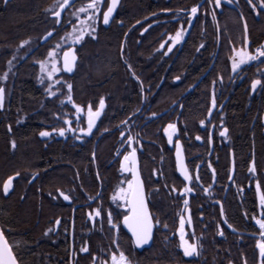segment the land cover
<instances>
[{
  "label": "flooded vegetation",
  "instance_id": "1",
  "mask_svg": "<svg viewBox=\"0 0 264 264\" xmlns=\"http://www.w3.org/2000/svg\"><path fill=\"white\" fill-rule=\"evenodd\" d=\"M24 1L25 5L31 6V2L34 0ZM134 1L119 0L117 9L113 14L114 19L108 25L97 21V33L94 34L96 39L86 36L82 46H73L71 44L65 46H71L77 50V61L71 74L64 73L61 64L59 78L55 76L53 82L55 83L56 80L62 81L65 78L73 85L74 102L84 109L82 116L85 118V122L81 126H86L88 105H93V110H95L101 97L104 98L105 103L101 116L97 118V126L93 129L94 134L84 137L82 140H77L72 133L61 137L52 132L53 128H59L64 125V109L71 113L70 119L73 127H76L77 116L71 105L63 106L60 103L63 97L60 95L62 92L61 86L59 91L55 87L53 88V91L57 93L55 97L47 96L44 92L47 83L41 85L36 78L39 68L35 61L46 56L47 50L54 45L53 41L58 38L62 29L65 30V27H72L73 24H76L74 17L67 18L70 17L71 12L75 8L86 4L88 0H72L73 6L63 13L67 23L62 26H55L59 29L58 33H54L52 38L47 41L40 40V37L53 28L54 24L51 12H46L45 9L53 8L55 0H44L38 9L33 6L32 10L36 12L37 20L35 22L37 25L28 29L24 36L20 37L19 34H15L14 29H8L7 38L0 41V67H3L4 63L17 60L16 68L9 75L11 89L8 98L6 99L4 92L3 107L0 108V114L3 113L0 115V143L5 141L7 152L11 154L18 152L20 145L31 144V146L33 145V147L37 148L40 157L37 170L25 174L21 171L10 172L5 175L4 179L19 172L20 176L15 178L13 182V190L17 184H20L23 187L31 188L38 194L37 204L40 210V222L38 221V233L35 238L39 247V259L43 264H92L93 255L103 258L110 249L116 248V245L112 244L113 239L119 241L120 249L132 260V264H187L185 263L187 261H183V263L174 262L171 248L173 245L172 235L165 234L160 235L163 239L168 238L167 242L162 241L160 243L162 258L155 256L150 260L152 262L143 260L139 252L152 245L153 236L149 247L137 249L131 240L130 234L122 225L123 215L127 214L125 208L121 207L120 212H118L119 220H117L116 231L110 230L111 227L107 223V213L112 212L110 194L114 183L109 188L110 190L103 187L101 179L100 177L99 179L97 178L99 175L94 169L97 146L104 136L110 135L107 139L113 138V144L117 143L119 145V151L114 156L109 157L110 151L108 148H104L101 159L106 161L111 158V161H117L120 179H126L127 177L131 179L130 172L120 171V158L123 157L126 151L130 150L125 147L127 137H121L120 132H130L138 141L133 146L136 149V159L144 184L146 201L154 222V229L156 224L151 212V203L159 202V199H163L162 195L165 200L173 198L175 206L182 209L185 215L184 200L187 199L192 229L188 226L185 218L184 231L185 238L191 242V234L194 233L196 219L192 215L190 201L192 197L198 201L200 199L195 197L194 184L196 177H193L187 164L186 140L189 139L190 132L188 129H184L181 137L179 127L176 128V132L172 133L173 143H169L168 137L164 133V127L169 123H173L174 118L180 117L179 113H175V111H181L182 108L181 102L178 103L179 99L165 107H158V89L163 82L162 79L158 80L157 66L158 64H165L166 67H169L174 61L176 54H178L177 52L185 47V41L191 33L195 18L190 31L187 34L185 32L182 40L175 44L172 51L169 52L167 44L171 43L170 35H174L178 28H187L189 22L186 13L182 11L174 13L173 10H158L152 4H146L145 8L141 10L132 9V2ZM201 1L199 0L196 5L200 7L205 0L199 4ZM19 2L21 0H7V3H5V0H0V17L13 16L15 9L19 7ZM106 6L105 0L104 7L106 8ZM164 15L167 17L163 18ZM81 18H83V14H81ZM165 21L179 22V25L160 28L158 24ZM21 40H29L30 44L24 49H19L17 45L20 44ZM161 44L165 46L161 47ZM166 52L168 53L167 55H165ZM112 63L118 64L120 71V102L118 105L120 120L111 126L110 123L103 121L105 112L110 109V97L113 92L109 87L111 75L110 73L102 75L101 65L110 66ZM25 67H30L29 73L24 72ZM177 77L179 76H172L167 84L178 83L180 77L176 79ZM167 84L166 86H169ZM188 89L189 87H186L184 93ZM181 96L182 94L180 93L179 97ZM212 96H214V93ZM227 100V97L220 102L215 99L214 105L211 100V111L217 110L220 113ZM153 113H156V115L153 116ZM208 120L207 125L205 123L201 125V129L207 134L208 148L204 154L198 153L196 156L203 160H217V151L214 148L215 142L218 141L220 143L227 136L228 130L224 136H221L220 132L224 128L227 129L223 121L220 119L212 122L210 116ZM122 121H124L123 124L121 123ZM40 131H48L50 135L41 137L39 135ZM177 139L180 140L187 169L192 177L189 182V187L192 188L190 193H182L180 191L186 187V183L178 175L175 168L174 142ZM13 141L15 142V148L12 147ZM103 142L106 145L105 138ZM93 154L95 155L93 156ZM169 159L173 161L175 170L173 174L177 177L173 174L170 176L161 174L159 176L161 186H158L156 184L158 182V174H156L152 166V170H148L150 162L156 160L163 162ZM250 165L254 166V163L250 162ZM68 167L70 168L66 169ZM148 171L149 173L146 174ZM210 175V184L208 186H200L202 189L201 200L204 202L205 208H209L210 214L213 216L218 238L226 241L228 234H244V231L236 229L229 222L225 213V210H228L226 206L228 191H234L238 197L244 191L243 186L238 183L235 169L231 175V158L224 182L218 183L217 172L212 171V169ZM230 175L232 177L231 180L229 179ZM90 177H95L96 184L89 180ZM175 178H177L176 181ZM2 182L0 186H2ZM248 182L251 185L257 208L260 211L257 196V184L260 185V183L255 171H249ZM206 188L209 189L207 193L204 191ZM58 189L69 195L70 199L65 201L57 191ZM261 194H263L262 190ZM166 195H168V198ZM53 196L57 197V199H53ZM92 209H102V217L89 220L88 215ZM197 209L199 211L197 218L203 222L205 215L207 216L208 214L204 211V207L201 204L197 205ZM221 210H223L224 219L228 223H224V220L221 219ZM112 213L113 221H116L114 219L115 212ZM57 220L60 221L59 224L56 223ZM217 224L220 225V230H223V236L218 234ZM228 224L233 227L229 228ZM0 225L5 235H7L9 228L1 219ZM103 225L109 231L108 233L101 232ZM45 232H47V235H45ZM253 235L261 239L259 234L255 233ZM95 241L97 245H95ZM176 241L179 247L178 232ZM85 244H87L88 252H81L80 249ZM225 264H234V259L226 255Z\"/></svg>",
  "mask_w": 264,
  "mask_h": 264
},
{
  "label": "trees",
  "instance_id": "2",
  "mask_svg": "<svg viewBox=\"0 0 264 264\" xmlns=\"http://www.w3.org/2000/svg\"><path fill=\"white\" fill-rule=\"evenodd\" d=\"M43 1L34 0L31 2V6H28L25 5L24 0H21L13 16L0 17V41L7 38L8 29H14L15 34H19L21 37L26 34L28 29L37 25L35 22L37 20L36 12L32 9L33 6L38 9ZM198 2L199 0H135L132 2V9L141 10L145 8L146 4H152L155 9L173 10L176 13L179 9H190ZM212 12L216 13V23H213ZM241 13L246 18L245 21L240 20ZM166 15L163 18H166ZM245 22L247 24L248 51L253 52L264 43V14L253 13L246 0H232L231 3L222 0L220 9L210 6L205 0L199 7L198 17L195 18L191 33L185 41V47L177 52L178 54L169 67H166L165 64L157 66L158 80L162 79L163 82L158 89V107H165L179 99L178 103L181 102L182 109L181 111L176 110L175 113H179L180 117L174 118L175 120L173 119L172 122L176 124L177 128L179 127L181 137L184 129H188L190 132L189 139L186 140L187 164L193 177L199 176V180L195 181L194 188L195 197L200 199L198 201L192 197L190 201L191 212L196 219L194 233L191 234V237L195 235L201 247L197 255L187 257L188 259L183 256L176 241L178 218L183 214V210L175 206L173 198H168L166 195L168 199L165 200L162 195L163 199H159V202L151 203V212L156 226L152 245L139 252L143 260L150 261L155 256L162 258L160 243L167 242L168 238L163 239L160 235L165 234L172 235L173 245L171 248L175 263L187 261L185 262L187 264H225L227 255L234 259V264H245V262L246 264H259L261 258L256 248L258 236L253 235L259 234V228L252 217L264 218V211L259 212L255 195L248 180L249 165L250 162H253L257 179L264 194V87L259 86L251 92L250 83L254 78H264V71H262L264 70V57L258 61L249 62L234 75H232L229 59L233 48L244 47ZM158 25L160 28L173 25L176 27L179 22L165 21ZM24 69L25 73H29L30 67ZM101 69L102 75L109 73L111 75L109 87L113 92L110 97V109L105 112L103 121L112 126L120 120L118 111L120 102L119 65L102 64ZM176 75L180 77L179 82L167 84L168 80ZM186 87L189 89L184 93ZM180 93L181 97H179ZM213 93L218 102L225 97L228 98L220 113L217 110L209 112ZM209 116L212 122L221 119L228 130L227 136L220 143L215 142L217 160H203L196 156L198 153L204 154L208 148L207 134L201 129L200 121L203 120L205 124H208ZM109 136L103 137V140L104 138L106 140V145L102 139L99 142L94 163V169L98 173L103 187L108 190L117 178L118 168L117 161H111L110 158L106 161L101 159L104 148H108L110 151L109 157L114 149V139L108 140ZM195 136H199L200 139L197 140ZM230 152H232L238 183L243 186L244 191L239 194V197L235 195L234 191H228L226 204L228 210L226 209L225 213L229 222L236 229L245 233L228 234V238L224 241L218 238L213 216L201 200L202 189L200 186L210 184L211 169L217 172L219 184L225 181L230 166ZM39 162L37 148L31 144L20 145L19 151L11 154L7 152L5 141L0 143V185L7 173L21 171L25 174L35 171ZM151 166L158 174L156 183L158 186H161L159 178L161 174L170 176L175 173L172 159L163 162L159 160L150 162L149 171L152 170ZM173 175L175 176V174ZM89 180L96 184L95 177H90ZM176 180L177 178H175ZM37 196L38 194L34 190L20 184H17L7 197L0 193V219L9 228L6 237L14 253L18 256L20 264H43L39 259V247L35 238L40 222ZM198 204L203 205L204 211L208 214L205 215L203 222L197 218ZM114 219L119 220L117 213H115ZM103 227L101 232L108 233L104 225ZM95 245H97L96 241Z\"/></svg>",
  "mask_w": 264,
  "mask_h": 264
},
{
  "label": "snow or ice",
  "instance_id": "3",
  "mask_svg": "<svg viewBox=\"0 0 264 264\" xmlns=\"http://www.w3.org/2000/svg\"><path fill=\"white\" fill-rule=\"evenodd\" d=\"M119 0H106V8L104 7L105 0H88L86 4H82L80 7L75 8L70 17L75 18L76 24H79L80 27L77 28L76 24L72 25L70 31L65 30L63 35L58 37L55 45L49 47L47 50L46 56L43 59H39L35 61L39 66V73L37 75V80L41 83V85L47 83V87L44 88V92L48 97H55L57 95L56 92L53 91L55 87L57 91H59L61 84L67 88V94L65 95L63 92L60 93L64 99L60 100L61 104H71L72 108L75 110V114L77 116L76 127L72 126V122L65 118L63 120V124L67 127L61 126L59 128H53L52 132L58 134L61 137L66 136L67 133L71 132L77 140H82L84 137H88L94 134L93 129L97 126V118L101 116V112L105 107L104 98L101 97L99 101V105L95 107L93 110V105H88L87 107V116H86V126H81L82 123L85 122V118L82 116L84 109L76 104L73 99V85L71 83L63 82L60 80H56L55 83L54 77L57 73L61 72V64L62 71L64 73H72L77 61V50L74 47H64L69 43L73 46L81 45L85 40L86 36H91L93 39H96L95 33H97L96 23L97 21L102 22L104 25H108L112 19H114V11L117 9ZM208 4L215 9H220L222 6V0H207ZM228 3H231L232 0H227ZM7 3V0H5ZM248 7L251 9L253 13L256 15L264 14V0H246ZM72 0H55L54 6L51 9H45L46 12H51V17L53 18L54 27L48 30L44 36L40 37V40L47 41L51 39L54 33H58V27L67 23V19L63 16V13L66 12L69 8H71ZM199 5H193L190 9H179L178 11L185 12L188 18V22L191 23L194 18L198 17ZM83 14V19H81V15ZM213 23H216V13L212 12ZM102 17V19H101ZM240 20L245 21L246 18L241 13ZM245 28V37H244V47L241 49L233 48L232 55L229 57L231 60V70L232 72H236L237 69L241 67V65L249 64V62L258 61L260 58L264 57V43L259 45L253 52L248 51V39H247V24H244ZM187 29L183 27L178 28L174 35H170L171 43L167 44L168 51H172L173 46L179 43L184 33ZM30 44L29 40H21L20 44L17 45L19 49H24L25 46ZM164 44H161V47H164ZM203 47V45H202ZM199 51V49H197ZM62 52V55H61ZM168 53L166 52L165 55ZM23 59V57H21ZM11 66V61L8 62ZM10 70V69H9ZM131 70V69H130ZM264 71V70H262ZM7 79V73L3 76H0V81ZM176 79H179L177 77ZM258 86L264 87V78H254L251 80L250 87L253 91L257 89ZM4 92L5 88L0 86V108L3 107L4 101ZM214 103V101H213ZM211 112V109H209ZM153 116L156 113L152 114ZM122 124L124 121L121 122ZM203 125L204 121H200ZM176 124L169 123L164 127V133L168 137L169 143H173L172 133L176 132ZM11 130V129H9ZM107 131V129H105ZM227 132V129L220 132L221 136H224ZM77 133H79L77 135ZM39 135L41 137H48L50 133L48 131H40ZM138 135V134H137ZM121 137H127L125 147L130 149L126 151L122 158H120V171L121 172H130L132 178L125 179L122 181L119 186L116 187L110 199L113 202H119L117 204L118 207H122L126 209V213L123 215L122 223L127 228L128 232L131 233V240L136 247L147 244L148 241L152 237V218L148 211V206L145 203V190L144 185L140 179V173L137 170L136 165V149L133 146L135 143H138L136 138L130 133H126L125 131L120 132ZM197 140L200 139L199 136L196 137ZM211 142V138H210ZM175 148H176V167L180 174L183 176L184 181H190L192 177L189 175L188 169L185 167L182 157H181V143L180 140H175ZM12 147L15 148V142H12ZM95 154H93L94 156ZM211 167V165H209ZM250 172H254V166L249 167ZM20 176L19 172L14 173V175L7 176L6 179L3 180L2 186H0V193L3 196L7 197L10 195V189L14 188V178H18ZM99 179V176L97 177ZM231 175L229 179L231 180ZM196 180H199V176L196 177ZM126 183V187L124 184ZM60 196L63 197L65 201L70 199L69 195L64 194L59 189L57 190ZM175 191V189H173ZM183 192H191V187H185L180 190ZM207 193L209 189H204ZM257 196L259 200V206L264 211V194H261L260 185L257 184ZM53 199H57V197L53 196ZM185 211L187 210L188 200H184ZM103 210L102 209H92L88 215L89 220H94L96 217H102ZM221 219L224 220V223H228L226 219H224V212L221 210L220 213ZM252 219L255 221V224L258 225L259 228V236L261 239L256 241V248L258 249V255L261 258L259 260V264H264V218H257L253 216ZM59 220L56 221L59 224ZM107 222L111 226L112 229L117 228V224L113 222V214L112 212L107 213ZM185 215L181 214L179 216V228L177 232L179 234V248L183 251V255L185 257H191L197 255L201 244L199 243L197 237L195 235L192 236L191 242L185 238ZM189 226H191V218L189 217L187 220ZM229 228L233 226L228 224ZM218 234L223 236V230H220V225L217 224ZM47 235V232H45ZM112 244L116 245L115 249H110L108 254L103 258L98 257V255L92 256V264H132V260L125 254L123 250L119 247V241L117 239L112 240ZM81 252H88L87 244H85L81 249ZM0 264H20L18 256L14 253L13 248L10 246L8 240L5 238V233L0 230ZM246 264V262H245Z\"/></svg>",
  "mask_w": 264,
  "mask_h": 264
},
{
  "label": "rangeland",
  "instance_id": "4",
  "mask_svg": "<svg viewBox=\"0 0 264 264\" xmlns=\"http://www.w3.org/2000/svg\"><path fill=\"white\" fill-rule=\"evenodd\" d=\"M226 2H227V0H226ZM81 15V14H80ZM81 19H83V18H81ZM76 27L77 28H79L80 27V25L79 24H76ZM64 28V27H63ZM71 28L72 27H65V30H68V31H70L71 30ZM64 29H62V32L58 35V37L60 36V35H63L64 34V31H65ZM57 40H58V38H56L54 41H53V44L55 45V43L57 42ZM32 44V43H31ZM70 44V43H69ZM68 44V45H69ZM65 46H67V45H65ZM64 46V47H65ZM27 46H25V48H26ZM241 48H243V47H240V48H238V50L239 49H241ZM16 59V58H15ZM16 62H17V60H14V62H11V66L9 65V63H4L3 64V67L1 66L0 67V76H3L5 73H7V79L6 80H2V81H0V86L2 85V86H4V88H5V95H6V99L8 98V95H9V91H10V89H11V80H10V78H9V75L12 73V71H14V68H16ZM230 65H231V60H230ZM246 65V64H245ZM37 66H38V64H37ZM244 65H241V67L239 68V69H237V71H239L242 67H243ZM38 68H39V66H38ZM10 69V70H9ZM39 70V69H38ZM232 71V70H231ZM237 71L234 73V72H232V75H234V74H236L237 73ZM38 73H39V71H38ZM60 74V72L59 73H57L56 74V76L58 77V75ZM9 78V79H8ZM59 78V77H58ZM62 81L63 82H67V83H69V80H67V79H62ZM61 88H62V92L66 95L67 94V88L66 87H64V85L63 84H61ZM62 99H64V97H62ZM211 100H212V104L214 105L215 103H213V101H215V95L214 96H212V98H211ZM63 106H65V105H67V106H70L71 104H67V102L65 101V104H62ZM67 113V114H66ZM71 113H69V111H67V110H65L64 109V112H63V120L65 119V118H67V119H69L70 121H71V119H70V117H71V115H70ZM64 127H67L66 125H63ZM71 132H69V133H67V134H70ZM66 134V135H67ZM118 151H119V145L116 143L115 144V146H114V149L112 150V152H111V157L112 156H114V154H117L118 153ZM111 159V158H110ZM126 179H129L128 177L126 178ZM122 181H125V179H120V175H119V170H118V168H117V178H116V180H115V182H114V185H113V189H112V191H111V194H110V197H111V195L113 194V192H114V190L116 189V187L117 186H119L120 184H121V182ZM124 186L126 187L127 185H126V183L124 184ZM258 202H259V200H258ZM119 202H113L111 199H110V204H111V206L113 207V209H111L112 210V212H115V213H117V215H118V217H119V214H118V212H120V208L121 207H118L117 206V204H118ZM111 207V208H112ZM259 212H262V210H261V208H260V211ZM115 213H114V215H115ZM113 214V213H112ZM96 218H98V217H96ZM115 224H118L117 223V221H113ZM108 223V222H107ZM109 225V224H108ZM109 227H111V226H109ZM257 227H258V225H257ZM179 228V227H178ZM110 229V228H109ZM111 231H116V228L115 229H110ZM109 232V231H108Z\"/></svg>",
  "mask_w": 264,
  "mask_h": 264
},
{
  "label": "water",
  "instance_id": "5",
  "mask_svg": "<svg viewBox=\"0 0 264 264\" xmlns=\"http://www.w3.org/2000/svg\"><path fill=\"white\" fill-rule=\"evenodd\" d=\"M204 0H202L199 4H201L202 2H203ZM193 21H194V19L192 20V22L191 23H188V25H187V31H186V34L190 31V29H191V27H192V24H193ZM42 41H44V40H42ZM68 74H71V73H68ZM225 129V128H224ZM224 129H223V131H224ZM181 157H182V160H183V163H184V165H185V167L187 168V165H186V161H185V157H184V153H183V150H182V146H181ZM230 158H231V175L233 174V171H234V163H233V156H232V153H231V156H230ZM174 162H175V168H176V171H177V173H178V175L183 179V176L180 174V172L177 170V167H176V148H175V150H174ZM136 165H137V170H138V172L140 173V171H139V165H138V162H137V159H136ZM12 175H14V174H12ZM131 178H132V176H131ZM15 179V178H14ZM140 179H141V181H142V183H143V180H142V178H141V175H140ZM184 180V179H183ZM189 182L190 181H185V183H186V186L187 187H189ZM144 185V184H143ZM13 189H10V193H11V191H12ZM192 192V191H191ZM145 203L147 204V201H146V196H145ZM147 206H148V204H147ZM148 211H149V213H150V210H149V208H148ZM150 216H151V213H150ZM190 217V212H189V209L187 208V210L185 211V218H186V221L188 220V218ZM151 218H152V216H151ZM191 218V217H190ZM192 222V221H191ZM152 224H153V228H152V236H153V231H154V222H153V219H152ZM122 225H123V223H122ZM189 226V225H188ZM123 227L125 228V230L128 232V230H127V228L123 225ZM190 227V229H192V223H191V226H189ZM0 230H2L3 231V229H2V227H1V225H0ZM129 233V232H128ZM130 234V236H131V233H129ZM5 238H6V235H5ZM7 239V238H6ZM8 240V239H7ZM9 242V241H8ZM151 242H152V237H151V239L148 241V243L147 244H144V245H141V246H139V247H136L135 245V247L137 248V249H143V248H146V247H149L150 245H151ZM10 244V243H9ZM11 246V245H10Z\"/></svg>",
  "mask_w": 264,
  "mask_h": 264
}]
</instances>
